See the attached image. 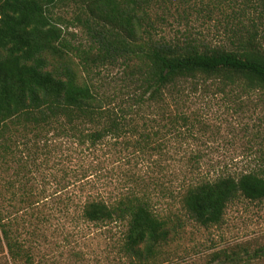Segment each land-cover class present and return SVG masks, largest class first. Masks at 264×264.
I'll return each instance as SVG.
<instances>
[{
	"label": "rangeland",
	"instance_id": "obj_1",
	"mask_svg": "<svg viewBox=\"0 0 264 264\" xmlns=\"http://www.w3.org/2000/svg\"><path fill=\"white\" fill-rule=\"evenodd\" d=\"M90 1L60 0L51 15L63 28L82 79L122 105L142 92L134 67L138 60L94 61L110 35L90 11ZM139 14L137 42L192 41L239 49L254 36L264 48V0H152ZM100 22L105 30L115 28L127 36L124 28ZM139 108L119 112L118 129L94 142L90 134L102 130L103 123L79 124L80 131L72 135L51 131L21 146L27 158L21 164L11 159L2 176L17 184L8 198H18L21 186L39 201L20 211L6 205L31 260L14 261L3 245L0 264H133L122 250L125 224H95L81 216L89 199L111 203L132 194L147 199L173 228L152 264H211L215 252L264 245V199H236L222 223L208 226L183 204L187 189L203 181L264 175V93L241 83L180 81ZM250 264H264V259Z\"/></svg>",
	"mask_w": 264,
	"mask_h": 264
},
{
	"label": "trees",
	"instance_id": "obj_2",
	"mask_svg": "<svg viewBox=\"0 0 264 264\" xmlns=\"http://www.w3.org/2000/svg\"><path fill=\"white\" fill-rule=\"evenodd\" d=\"M151 1H90V11L110 35L94 61L118 57L138 60L134 67L140 73L142 92L116 106L113 99L100 96L82 79L78 63L68 51L63 28L51 15L60 0H0V247L6 245L14 261L31 259L21 243L19 223L11 212L8 214L6 205L20 211L24 204L39 203L29 197L26 187L16 189L19 194L13 192L19 195L16 199L6 196L17 184L6 180L2 173L9 168L11 159L21 164L27 158L21 146L27 148L51 131L72 135L80 131L79 124L103 123L102 130L90 134L94 142L118 129L119 112H139L136 105L155 101L180 81L241 83L264 93V48L254 36L239 49L202 46L192 41L183 45L137 42L139 13ZM100 21L124 28L127 36L115 28L105 30L106 24ZM99 34L104 38L101 31ZM241 197L264 199V175L249 172L203 181L187 189L183 204L189 215L208 226L222 223L229 203ZM81 216L95 224H125L122 250L134 258L133 264H152L173 232L169 221L147 199L135 194L123 195L111 203L89 199ZM257 259H264V245H239L215 252L211 264H250Z\"/></svg>",
	"mask_w": 264,
	"mask_h": 264
}]
</instances>
